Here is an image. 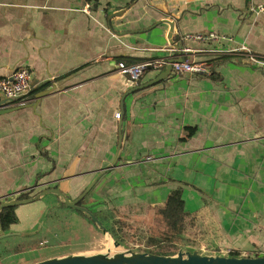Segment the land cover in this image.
<instances>
[{
    "label": "crops",
    "instance_id": "obj_1",
    "mask_svg": "<svg viewBox=\"0 0 264 264\" xmlns=\"http://www.w3.org/2000/svg\"><path fill=\"white\" fill-rule=\"evenodd\" d=\"M166 21L184 62L209 71L173 70L128 95L120 158L102 174L117 151L122 97L179 58ZM211 32L264 58V0H0V79L31 72L20 103L0 100V110L17 108L0 115V205L48 189L76 200L96 181L82 206L107 228L96 233L47 195L16 207L0 264L78 254L107 238L147 252L157 209L177 190L201 225L194 250L264 257V69L184 39ZM155 61L167 65L139 81L118 70Z\"/></svg>",
    "mask_w": 264,
    "mask_h": 264
},
{
    "label": "water",
    "instance_id": "obj_2",
    "mask_svg": "<svg viewBox=\"0 0 264 264\" xmlns=\"http://www.w3.org/2000/svg\"><path fill=\"white\" fill-rule=\"evenodd\" d=\"M124 13L125 10L121 11L120 13L112 15L109 19L111 20L114 17L122 16ZM166 23L169 24L170 26L169 43L175 48L176 52L179 55V58L171 60L166 68V72L160 74L155 80L145 85H141L139 87L129 90L122 97L120 121H119V142H118L117 151L112 163L108 165V167H106L104 171L101 172L102 174L116 167V164L120 158L121 146L123 142L122 126H123V118L125 113L124 103L126 97L138 90L149 88L155 85L156 83L165 80L170 75H174L175 73L173 71V64L182 63L184 61L181 46L177 45L173 41V32L175 28V23L169 21H166ZM151 68L152 67H149L148 69ZM15 110H17V108L1 109L0 115ZM95 182L96 181L92 182L91 185H89L87 189L76 200H70L67 197V195L61 190L48 189L28 199H24V200L11 199L4 201L0 205V216H1V212L6 208L19 207V206L32 204L43 199L47 195H55L57 198L62 200V202L67 208L86 214L92 220V222L98 226L99 230L102 231V233L107 234V228L102 224V222L97 218V216L86 207L80 206V203L86 198V196L94 187ZM11 235L13 234H8V235L5 234L0 219V241ZM113 243H114L113 245H115L114 247L118 248L120 246V243L117 241H113ZM33 264H264V257L203 255L198 250H193V251L181 250L176 256H164L151 252H138L132 249H127L115 253L111 252V250H107L104 253L71 254L59 258H51V259L39 261Z\"/></svg>",
    "mask_w": 264,
    "mask_h": 264
},
{
    "label": "built area",
    "instance_id": "obj_3",
    "mask_svg": "<svg viewBox=\"0 0 264 264\" xmlns=\"http://www.w3.org/2000/svg\"><path fill=\"white\" fill-rule=\"evenodd\" d=\"M88 7L85 11H88ZM187 41H196L212 47L208 50L209 54L215 56H231L241 53L247 60L257 68L264 69V58L255 55L250 49L242 45L238 48H225V43H233L232 38L225 37L216 33H196L188 34L184 37ZM188 52V50H186ZM167 65L164 61L143 62L138 64L126 65L119 64L118 70L125 75L131 77L134 81H139L149 67L158 69ZM208 64H193L189 62L173 64V70L176 73L204 74L208 73ZM31 89V72L26 69H19L9 78L0 79V100L6 101L8 104L20 103L30 92ZM230 254V253H229ZM230 256V255H225Z\"/></svg>",
    "mask_w": 264,
    "mask_h": 264
},
{
    "label": "trees",
    "instance_id": "obj_4",
    "mask_svg": "<svg viewBox=\"0 0 264 264\" xmlns=\"http://www.w3.org/2000/svg\"><path fill=\"white\" fill-rule=\"evenodd\" d=\"M193 133V130H189V135ZM32 193H24L20 196V199H28ZM84 204V200L80 203V206ZM63 206L64 203L61 202ZM84 207V206H82ZM88 222L95 225L92 220L84 213L78 212ZM95 214V213H94ZM196 216H191L185 213V203L181 190L173 192L167 199L165 206L158 208L155 218V226L153 230V237L150 241L151 245H157L159 241L165 243L177 235L186 234L191 245L194 247L197 238L202 234L201 225H199ZM1 223L5 232H8L11 226L18 223V217L16 215V207L6 208L1 212ZM193 251V250H190ZM151 253H157L152 251ZM158 255L171 256L173 254H161ZM231 256H240L238 253H231ZM258 257V256H256Z\"/></svg>",
    "mask_w": 264,
    "mask_h": 264
},
{
    "label": "rangeland",
    "instance_id": "obj_5",
    "mask_svg": "<svg viewBox=\"0 0 264 264\" xmlns=\"http://www.w3.org/2000/svg\"><path fill=\"white\" fill-rule=\"evenodd\" d=\"M91 225H93V224H91ZM154 226H155V221H154ZM93 227H95V229H96L95 232L96 233H100V230H99L97 225H93ZM153 230H154V228H153ZM83 236H84V234L82 233L81 237L83 238ZM152 237H153V235H152ZM152 237L149 240V243H148L149 248L147 249V252L154 251V252L161 253V254H173L171 256H176L181 250H183V251L194 250L193 246L191 245L190 240H188L187 233L186 234H182V235H177L175 237H173V235H172V239L169 240V242L166 241L165 243H163V242L161 243V241H159V243L157 245H151L150 244V241H151ZM97 238L101 239L102 238L101 234H98ZM111 242L112 241L107 238V243H106L105 246L104 245H102L101 247L97 246L96 248L95 247L93 248V246H90V247L86 248V251H83L82 253H78V254L104 253L107 250H111V252L115 253V252H118V251H123V250L129 249V248H123L122 249V248L114 247L115 246V245H113L114 243L112 244ZM196 243H197V241H196ZM20 260H21L20 257L16 256V257L10 259V261H8L6 259V261H4L2 264H19ZM7 261H8V263H7Z\"/></svg>",
    "mask_w": 264,
    "mask_h": 264
},
{
    "label": "bare ground",
    "instance_id": "obj_6",
    "mask_svg": "<svg viewBox=\"0 0 264 264\" xmlns=\"http://www.w3.org/2000/svg\"><path fill=\"white\" fill-rule=\"evenodd\" d=\"M113 244V242H111Z\"/></svg>",
    "mask_w": 264,
    "mask_h": 264
}]
</instances>
